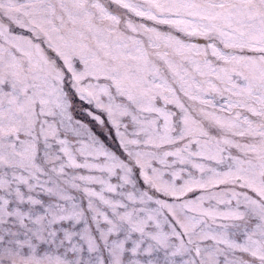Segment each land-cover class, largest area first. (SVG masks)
Instances as JSON below:
<instances>
[{"label":"snow or ice","instance_id":"6c2138e0","mask_svg":"<svg viewBox=\"0 0 264 264\" xmlns=\"http://www.w3.org/2000/svg\"><path fill=\"white\" fill-rule=\"evenodd\" d=\"M0 264H264V0H0Z\"/></svg>","mask_w":264,"mask_h":264}]
</instances>
